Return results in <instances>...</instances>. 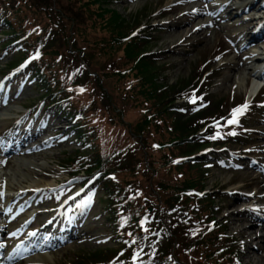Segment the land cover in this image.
I'll list each match as a JSON object with an SVG mask.
<instances>
[{
	"label": "trees",
	"instance_id": "obj_1",
	"mask_svg": "<svg viewBox=\"0 0 264 264\" xmlns=\"http://www.w3.org/2000/svg\"><path fill=\"white\" fill-rule=\"evenodd\" d=\"M80 1L0 0V29L6 47L17 50L7 69L22 68L37 53L25 71L35 79L48 110L67 119L77 134L81 148L68 157L69 172L104 185L117 245L93 253L90 264H242L243 244L228 233L224 219H217L222 212L217 195L205 192L210 160L200 153L229 142L249 144L258 104L250 105L238 124L223 122L199 133L223 113L224 103L206 104L209 86L199 87L203 72L179 87L168 80L163 84L158 78L166 70L159 64L164 57L151 49L150 31L143 24L134 28L117 10L104 7L115 0ZM121 48L117 60L105 64L97 58L116 55ZM113 77L125 82L122 88L112 87ZM191 96L195 103L189 102ZM130 100L139 112L136 123L124 119ZM95 113L115 127H126L129 142L103 150L97 144L103 132ZM163 149L168 151L162 160L148 155ZM119 171L127 172L124 182ZM147 176L153 178L148 184ZM164 191L172 194L159 196ZM177 209L185 215L169 214Z\"/></svg>",
	"mask_w": 264,
	"mask_h": 264
},
{
	"label": "rangeland",
	"instance_id": "obj_2",
	"mask_svg": "<svg viewBox=\"0 0 264 264\" xmlns=\"http://www.w3.org/2000/svg\"><path fill=\"white\" fill-rule=\"evenodd\" d=\"M181 1L183 0H115L110 5L105 4L104 7L117 10L125 22L127 21L133 27H139L142 24L154 27L151 49L162 51L164 58L159 64L161 67L164 65L166 70L163 73L164 77L161 75L162 79L159 76L158 80H161L163 84L168 80V83L179 87L186 80L191 81L192 76L198 77L201 71L204 73L206 70H202V67L206 64L209 66L207 69L215 70L214 79H211L213 87L209 98L214 103L224 102L223 111L236 102L251 100L252 89L248 87V82H250L255 61L253 58H248L244 66L235 64L238 62L237 50L249 41L251 34L239 38L235 33L246 29L244 24L238 26L237 23L250 18L252 12L249 8L239 13H236L238 12L236 9H231L237 15L229 21L220 22L219 29L209 26L204 31L192 35V30L194 31L203 21H209L213 17L211 14H203L202 18L192 25L185 24L178 28L177 21L185 20L187 13L200 4V0H189L186 5L179 7ZM227 1L229 0H208V3L210 6H215L218 11L219 5ZM258 3H264V0H259ZM165 6L166 10L162 11ZM229 11H219L216 14L222 17ZM253 21L254 24L257 23L253 30L259 31L264 26V8L258 12ZM4 35V31L0 29V114L9 108H15L17 113L2 115L0 118V151L4 152L5 143L14 132H20L19 139L32 134L29 140L24 141L26 145L21 147V154H11L10 164L5 165L0 162V185L3 183L7 186L10 180L15 188L9 190L5 187V194L14 196L16 199L13 201L10 213L3 214L4 217L0 216V220L8 224L6 229L8 235L5 236V241L12 242L18 235L20 221L25 218L27 222H32L31 229H39L48 219L54 218L57 205L63 197L85 181L82 180L83 178L70 179L67 171L62 168L64 163L68 162V157L75 155L80 147L73 140L72 129L68 128L66 120L50 115L44 106L41 108L40 105L44 99L40 88L35 86L34 81H29L26 75L21 73L11 78L7 77V65L13 57L15 46L6 48L8 40ZM181 40L185 41L182 43ZM257 43L250 48L251 51L264 54V38H259ZM115 54L111 57L103 55L97 58L107 64L109 61L117 60L116 57H122V48L121 51H115ZM114 79L115 77L112 78V87L122 88L125 82L114 81ZM252 83L256 81L252 79ZM91 98L92 95L88 92V102ZM258 98L264 101V88ZM121 101L124 104L125 100ZM96 103L98 105L100 100L97 99ZM23 105L27 106L28 110ZM91 115H94L95 121L99 122L102 128L103 136H100L97 144L103 150L109 151L118 144L129 142L126 137L128 134L126 127L111 125L109 120L100 113ZM124 119L128 123H136L140 120L135 100H130L127 104ZM253 124L258 127L253 138L257 149L264 146V114L261 118H255ZM29 127H31L30 130ZM56 133L59 135L52 138ZM47 138L50 139L41 144ZM39 145L41 146L36 148ZM228 149L229 151L218 150L219 152L212 153L217 158L212 160L213 164L205 176L204 188L217 195L216 200L219 201L222 209V212L217 214V219L219 221L225 219L228 222L229 234L236 235L244 241L242 264H264V149H260L257 154L249 153L250 155L243 154L245 148L236 144L229 145ZM167 151L168 149L151 150L148 155L160 160ZM1 157L3 155H0ZM15 163H17L16 166ZM118 174L124 182L127 172L119 171ZM190 175L195 176L194 171ZM78 176L81 175L78 174ZM172 177L176 179L174 175ZM145 178L147 184L153 180L149 176ZM38 181H51L53 184L32 197L29 194L30 185ZM235 190H241V192L244 190L247 194L251 193L254 196L249 197L239 193L229 195L227 192ZM89 192L82 199L77 200L76 204L64 214L62 224L69 229L67 233L72 232L70 229L74 228V234L79 233L78 236L75 238L74 235L73 240L71 239L60 248L43 250L42 253L35 252L36 257L39 253L48 255L50 260L47 264H90L88 258H92L93 253L101 251L105 253L111 246L117 245L112 237L116 227L110 222L105 210L104 185L98 183L96 186H91ZM171 194L172 191H164L159 196L167 198ZM6 199L0 201V212H3V203ZM169 214H178V217H181L185 215V211L177 209ZM66 215L69 217L67 218ZM166 218L170 219V217ZM255 245L261 249H253Z\"/></svg>",
	"mask_w": 264,
	"mask_h": 264
},
{
	"label": "bare ground",
	"instance_id": "obj_3",
	"mask_svg": "<svg viewBox=\"0 0 264 264\" xmlns=\"http://www.w3.org/2000/svg\"><path fill=\"white\" fill-rule=\"evenodd\" d=\"M189 0H183L180 2L179 4V7H183L184 5H186L188 3ZM234 1V2H233ZM231 2H233V4H230ZM259 0H241V1H236V0H229L228 2L226 3H223L221 5V8L220 10L223 11H230L223 17H216L215 19H213V21L211 23H214L215 24V29H219V24L218 22L219 21H224V20H230L232 18H234L237 14H235L234 11H232L231 9H236L238 12L236 13H239V12H244L246 11L248 8H249V11L252 12L251 15L249 16L250 18H248L247 20H244L242 22H239L237 23V25H245L246 26V29L245 30H242L240 33H241V37H246V36H249L250 34H252V36L250 37V40L248 42L245 43V45L237 50V59H238V62L235 63L236 65L238 66H244L245 64H247L248 62V58H253V57H261L263 55L262 52H258V53H252L251 49L253 46L256 45L257 43V39L259 37H262L264 38V34L262 32L263 30V27L259 30V33H255L253 32V29L256 28V25L257 23L255 22L254 24V21L255 18H256V15L258 14V12H260L263 8H264V3H258ZM203 7L200 6L199 8L197 9H194V10H191L187 13L186 17H185V20H180V21H177V27L180 28V27H183L185 24H189V25H192L194 22H196L197 20H199L202 15V12L204 11L205 13L207 12H210L212 10V6H208L205 2L202 3ZM232 6V8L230 7ZM249 13V12H248ZM261 17V16H260ZM206 28V23H202V24H199L197 28L194 29V31L192 30L191 34H198L197 32L199 31H204V29ZM190 34V35H191ZM263 34V35H262ZM190 37V36H188ZM187 37V38H188ZM185 40H181V42L183 43ZM182 43H178V44H182ZM258 44V43H257ZM258 89V85H255L254 88H253V91L256 92V90ZM17 110L15 108H9V109H6L5 112H2L0 114V118L2 115H10L12 113H17L16 112ZM37 148V147H36ZM32 151L34 150V148L31 149ZM15 150L13 149L11 151V153H13ZM11 153H7V152H4V155L5 157H3V160H2V163L5 164V165H8L11 163ZM17 165V163H15V166ZM52 171H55V170H52ZM56 172V171H55ZM6 173V172H5ZM2 182V181H1ZM3 184V183H2ZM52 182L51 181H48V182H42V181H38L34 184H31V190L29 192L30 195L35 196L38 192H41L43 191L45 188L49 187V186H52ZM7 187L9 190H13L15 189L14 186L11 184V181L9 180L8 183H7ZM15 200V197H11L10 199L6 200L5 203H3V208H5L9 203H13V201ZM2 227H5V225H2L0 223V228ZM3 230V229H1ZM79 233H77L76 235L78 236ZM82 238V237H81ZM263 238V237H261ZM45 245V243L43 244V246ZM253 249H261V247L259 246H253L252 247ZM38 248H35V250H37ZM49 256L48 255H43V254H38L37 257H35L34 259H31V260H28V261H18V262H15L14 264H30V262H33V264H47V262H49ZM35 262H38V263H35Z\"/></svg>",
	"mask_w": 264,
	"mask_h": 264
},
{
	"label": "snow or ice",
	"instance_id": "obj_4",
	"mask_svg": "<svg viewBox=\"0 0 264 264\" xmlns=\"http://www.w3.org/2000/svg\"><path fill=\"white\" fill-rule=\"evenodd\" d=\"M249 107L248 104H244L236 109H233L232 113H231V118L227 121L228 124L230 125H234V124H238L239 122V116L242 115L247 108ZM231 135H236L235 132L230 133ZM219 135V134H218ZM213 139H215L216 137H212ZM32 235H35V233H33Z\"/></svg>",
	"mask_w": 264,
	"mask_h": 264
}]
</instances>
